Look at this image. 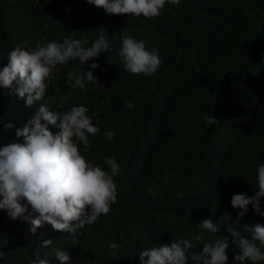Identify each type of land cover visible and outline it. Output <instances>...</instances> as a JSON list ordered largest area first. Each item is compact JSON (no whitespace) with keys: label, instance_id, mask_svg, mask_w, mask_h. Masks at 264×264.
I'll list each match as a JSON object with an SVG mask.
<instances>
[{"label":"trees","instance_id":"obj_1","mask_svg":"<svg viewBox=\"0 0 264 264\" xmlns=\"http://www.w3.org/2000/svg\"><path fill=\"white\" fill-rule=\"evenodd\" d=\"M123 29L159 50L157 72L145 76L124 69L116 53ZM100 31L112 48L87 62L103 67L93 70L95 85L70 88L65 74L87 68L71 61L48 82L45 95L49 91L57 101L69 95L68 104H84L92 119L112 126L113 143L87 155L94 161L116 157V182L138 186L139 208L134 216L118 211L108 231L84 227L85 242L108 248L114 241L127 263L136 264L139 250L199 231L196 224L209 216L222 226L215 234L204 232V239H231L224 224L245 237L241 225H264L251 205L243 216L230 205L233 193L254 195L256 168L264 162V0H181L153 18L106 14L86 0H0V67L21 41L35 46L70 36L87 38L90 46ZM6 91L0 88V144L16 139L15 129L5 130L4 123L20 127L43 102L25 107ZM125 100L135 106L125 107ZM59 234L47 222L31 233L28 222L0 210V264L48 260ZM47 239L53 244L42 247ZM202 246L193 241L190 250ZM226 251L231 264L238 248L230 240Z\"/></svg>","mask_w":264,"mask_h":264},{"label":"clouds","instance_id":"obj_2","mask_svg":"<svg viewBox=\"0 0 264 264\" xmlns=\"http://www.w3.org/2000/svg\"><path fill=\"white\" fill-rule=\"evenodd\" d=\"M86 2L101 7L106 14L153 18L161 14L165 5L179 6L181 0ZM119 37L116 53L127 72L148 76L158 71L162 61L156 47H146V41L135 38L128 29H123ZM87 44V38L70 36L61 41H41L35 46L21 41L10 48L7 63L0 67V88L7 90L6 95L22 99L25 107L43 101L20 127H15L11 121L4 123L5 130L15 129L16 139L0 144V210L11 219L28 222L31 233L45 222L52 231L60 233L55 253L48 260L37 259L32 264H55L56 261L58 264H128L116 242L110 241L108 248H97L82 237L84 227L108 231L118 211L134 216L139 208L138 186L116 182L121 172L116 157L105 156L94 161L87 155L90 149L113 143V128L97 117L92 119L86 105L68 104L69 95L58 101L49 91L45 95L48 82L71 61L87 64V68L82 73L68 71L65 74L72 81L69 87L83 90L87 83L95 85L97 77L93 70L98 67L103 70V67L96 60L87 62L109 51L112 43L100 31L90 46H85ZM124 104L128 108L135 106L130 100H125ZM213 120H216L214 116ZM255 180L254 195L245 192L231 195L230 205L239 209L238 216H243L251 205L255 213L264 217L261 208L264 162L257 165ZM104 218L106 224L98 226ZM221 226L222 222L213 221L211 216L203 218L196 224L199 231H189L169 243L163 241L139 250L136 264H229L226 250L230 240L238 248L231 264H264V225H241L244 233L249 234L245 237L237 227L224 224L231 239L224 235L204 239V232L215 234ZM193 241L202 242L199 251L190 250ZM52 244V239H47L41 246ZM3 257L4 251H0V258Z\"/></svg>","mask_w":264,"mask_h":264},{"label":"bare ground","instance_id":"obj_3","mask_svg":"<svg viewBox=\"0 0 264 264\" xmlns=\"http://www.w3.org/2000/svg\"><path fill=\"white\" fill-rule=\"evenodd\" d=\"M54 21H55V20H54ZM54 21H53V22H54ZM57 21H58V20H57ZM48 22H49V21H48ZM58 22H59V21H58ZM56 24H57V23H56ZM52 25H55V24H52ZM52 25H51V26H52ZM74 249H75V248H74V246H73V253H74ZM67 252L69 253V251H67ZM74 254H76V253H74ZM55 264H58V262L56 261Z\"/></svg>","mask_w":264,"mask_h":264}]
</instances>
